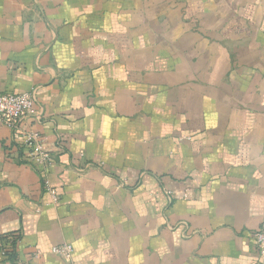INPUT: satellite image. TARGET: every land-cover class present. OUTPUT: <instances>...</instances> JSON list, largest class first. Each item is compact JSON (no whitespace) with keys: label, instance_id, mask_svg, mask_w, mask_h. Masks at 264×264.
<instances>
[{"label":"crops","instance_id":"0c3cea01","mask_svg":"<svg viewBox=\"0 0 264 264\" xmlns=\"http://www.w3.org/2000/svg\"><path fill=\"white\" fill-rule=\"evenodd\" d=\"M31 90L45 174L0 123L24 264H264V0H0V93Z\"/></svg>","mask_w":264,"mask_h":264},{"label":"built area","instance_id":"2783aa9c","mask_svg":"<svg viewBox=\"0 0 264 264\" xmlns=\"http://www.w3.org/2000/svg\"><path fill=\"white\" fill-rule=\"evenodd\" d=\"M36 93L31 90L22 94H1L0 93V123L17 130L28 149V160L38 168L47 172L52 164L50 154L44 148V138L33 130L24 128L28 119L34 116V104ZM44 186L48 193L52 195L54 202L58 201L56 191L51 187L46 175H44ZM172 192L170 191L169 194ZM255 247L258 257H264V222L254 234ZM16 240L11 237L0 238V264H24L16 257L14 245ZM52 254L64 258L67 264H75L74 248L70 244H62L51 250ZM254 264H261L255 262Z\"/></svg>","mask_w":264,"mask_h":264}]
</instances>
